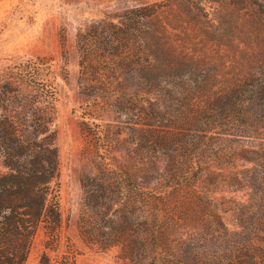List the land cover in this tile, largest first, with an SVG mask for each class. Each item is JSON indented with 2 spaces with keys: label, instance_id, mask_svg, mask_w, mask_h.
<instances>
[{
  "label": "trees",
  "instance_id": "1",
  "mask_svg": "<svg viewBox=\"0 0 264 264\" xmlns=\"http://www.w3.org/2000/svg\"><path fill=\"white\" fill-rule=\"evenodd\" d=\"M106 25L88 49L109 56L85 52L80 74L147 95L143 151L103 158L81 240L125 264H264V0H165ZM57 91L43 58L0 64V264H24L37 228L60 223ZM220 184L247 197L213 198Z\"/></svg>",
  "mask_w": 264,
  "mask_h": 264
},
{
  "label": "rangeland",
  "instance_id": "2",
  "mask_svg": "<svg viewBox=\"0 0 264 264\" xmlns=\"http://www.w3.org/2000/svg\"><path fill=\"white\" fill-rule=\"evenodd\" d=\"M161 1L165 0H0V64L19 57L43 58L58 82L52 128L60 223L54 232L37 228L24 264H125L115 250L87 247L78 221L84 191L103 158L127 165L134 153L143 151L139 140L143 124L137 114L146 106L147 95L128 88L120 77V88L110 76L86 78L80 74L79 61L85 52L109 56L105 49H88L96 26L106 30L107 23L119 25L126 10ZM130 93L135 97L132 102L121 98ZM0 171H5L1 162ZM211 196L240 201L247 197L245 190L221 184ZM231 210L222 213L228 226L233 225Z\"/></svg>",
  "mask_w": 264,
  "mask_h": 264
}]
</instances>
